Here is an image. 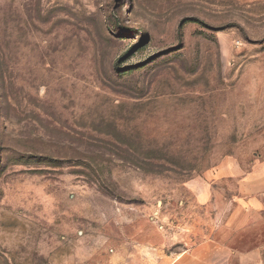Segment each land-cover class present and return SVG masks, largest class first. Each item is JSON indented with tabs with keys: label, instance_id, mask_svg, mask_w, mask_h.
<instances>
[{
	"label": "rangeland",
	"instance_id": "374dc122",
	"mask_svg": "<svg viewBox=\"0 0 264 264\" xmlns=\"http://www.w3.org/2000/svg\"><path fill=\"white\" fill-rule=\"evenodd\" d=\"M0 264H264V0H0Z\"/></svg>",
	"mask_w": 264,
	"mask_h": 264
}]
</instances>
